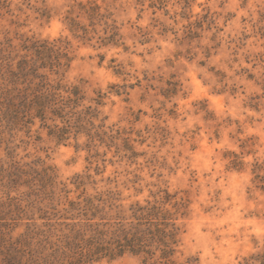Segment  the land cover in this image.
<instances>
[{
    "label": "rangeland",
    "instance_id": "rangeland-1",
    "mask_svg": "<svg viewBox=\"0 0 264 264\" xmlns=\"http://www.w3.org/2000/svg\"><path fill=\"white\" fill-rule=\"evenodd\" d=\"M35 41L88 132L59 140L61 118L9 105L5 63L35 58ZM0 47V203L23 208L12 238L35 224L54 241L69 202L102 193L176 211L171 264L264 253V0H0Z\"/></svg>",
    "mask_w": 264,
    "mask_h": 264
},
{
    "label": "trees",
    "instance_id": "trees-1",
    "mask_svg": "<svg viewBox=\"0 0 264 264\" xmlns=\"http://www.w3.org/2000/svg\"><path fill=\"white\" fill-rule=\"evenodd\" d=\"M25 47L34 50L35 58L24 54L15 67L5 63L4 77L10 79L8 83L12 86L4 91L9 105L15 107V98L23 108L34 109V115L41 119L45 118L46 110L61 118L64 125H53L49 131L59 140L66 139L72 128L88 132L85 125H91L90 122L85 121L81 111L74 110L79 100L76 91L70 90L73 98H63L58 92L60 85L50 83L47 75L39 72L47 65L50 69L60 65L57 58H50L51 46L35 41ZM4 50L0 47V62L8 59L2 54ZM249 106L258 110L259 103L253 102ZM255 169H261V166L256 163ZM260 188L264 191V185ZM103 195L96 193L84 196L81 201H70L64 209L67 214L64 216V232L54 241L52 226L45 231L35 224H27L22 234L12 238L10 227L16 224L11 223L20 219L23 208L10 201L1 202L0 264H91L103 259L114 260L125 254L140 257L144 264H171L179 232L174 217L176 211L170 212L156 202H135L124 208L114 204L111 195ZM13 211H16L15 217L11 216ZM258 261L264 264V253L249 257L243 264Z\"/></svg>",
    "mask_w": 264,
    "mask_h": 264
}]
</instances>
